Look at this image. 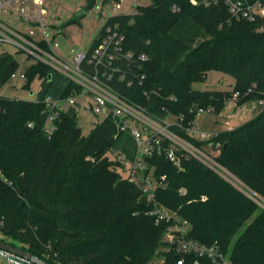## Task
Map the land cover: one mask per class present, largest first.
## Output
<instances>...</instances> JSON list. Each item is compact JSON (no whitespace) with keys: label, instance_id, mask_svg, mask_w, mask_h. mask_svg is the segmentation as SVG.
<instances>
[{"label":"trees","instance_id":"1","mask_svg":"<svg viewBox=\"0 0 264 264\" xmlns=\"http://www.w3.org/2000/svg\"><path fill=\"white\" fill-rule=\"evenodd\" d=\"M225 1L151 0L134 15L111 18L92 48L107 28L123 34V51L148 59L115 62L120 72L112 87L158 118H181L185 129L199 109L221 115L236 95L237 107L256 103L250 121L212 141L222 145L220 164L264 197V18H234ZM95 2L87 0V9ZM246 2L264 6V0ZM17 67L13 55L0 56V88ZM126 71L144 75L142 83L129 87V76L119 80ZM211 71L235 79L234 87L194 89ZM35 79L42 84L39 103L0 96V239L48 264H178L181 255L164 243L170 224L157 225L147 215L153 205L115 170L113 157L133 161L136 142L110 120L85 136L73 110L61 115L48 138L42 99L80 88L41 63L28 69L26 87ZM147 161L163 184L156 202L190 223V239L216 246L234 264H264L263 209L196 159L182 158L181 168L165 156ZM197 259L188 256L183 264Z\"/></svg>","mask_w":264,"mask_h":264},{"label":"built area","instance_id":"2","mask_svg":"<svg viewBox=\"0 0 264 264\" xmlns=\"http://www.w3.org/2000/svg\"><path fill=\"white\" fill-rule=\"evenodd\" d=\"M49 2L50 0H0V16L11 17L22 27L18 30L0 20V46H14L19 53V58H16L18 67L8 83L15 88L19 85L25 86L28 69L41 63L49 67L54 74L78 86L80 91L74 88L69 96L59 95L54 98L47 95L42 99L44 110L41 115L47 137L51 138L57 132L59 118L71 110L77 114L82 109L86 114L93 115L97 118L95 126L102 121H112L120 132L128 134L136 142L133 161H128L121 155L113 157L115 170L129 183L135 184L140 189L141 198L153 205L147 215L154 218L157 225L166 222L170 224L164 236V243L176 248V252L181 255L177 263L183 264L186 257L195 255L198 258L195 264H203L199 260L203 257L209 258L214 264H234L224 259L216 246L205 247L190 239V223L156 202L157 191L163 188V184L156 179L154 168L148 167L147 160L152 156H165L181 168L182 158L196 159L204 168L213 171L263 210L264 197L220 164L218 158L222 145L212 141L217 133L203 131L194 124L192 128L185 129L181 118L173 116V119L172 115L158 118L114 90L112 83L116 73L120 72V68L114 66L115 62H126L130 66L137 61L146 62L148 59L147 56L137 58L131 51L124 52L122 44L125 36L117 29L107 28L100 45L96 48L90 47L85 54L80 52L70 61L62 57L57 51L56 34L52 40L48 35L46 23ZM124 2L125 0H119L118 5H114L115 16L128 15L129 7L123 6ZM135 2L136 0L133 1L132 8L136 10L138 5L134 7ZM192 3L218 4L217 0H192ZM225 3L234 18L247 19L250 22L258 16L264 18V6L259 2L249 4L246 0H226ZM136 12L137 10L133 15ZM128 76L129 87L136 82L142 83L145 77L138 72L130 74L126 71L118 78L125 81ZM39 95L40 92L34 102H40ZM236 99L237 95L234 100ZM205 113L206 110L199 109L197 117ZM28 126L33 128L35 124L30 122ZM181 130L186 136L179 132ZM169 249L170 247H166L163 251ZM0 255L6 260L3 264H34L1 249Z\"/></svg>","mask_w":264,"mask_h":264},{"label":"rangeland","instance_id":"3","mask_svg":"<svg viewBox=\"0 0 264 264\" xmlns=\"http://www.w3.org/2000/svg\"><path fill=\"white\" fill-rule=\"evenodd\" d=\"M133 1L134 0H125L123 3V6L129 7L128 15L133 14V12L136 11L132 8V4H134ZM150 2L151 0H136L134 7L136 5H149ZM114 5H118V3L104 4V0H96L92 8L87 9V0H50L47 6L49 14L47 16L46 24L48 25V35L51 40L54 34H56L58 53L68 61L72 60V58L80 52L85 54L99 38L100 31L107 25L108 21L115 16L113 9ZM80 10L85 11L84 17L79 22H74L64 28V24H66V22ZM0 20L7 25H11V27L15 29H22L21 24L15 22L11 17L4 18L3 16H0ZM61 28H63L62 32H60ZM9 54L13 55L15 61L16 58H19V53H17V49L14 46H0V56ZM21 66L24 67L23 65ZM207 75L206 83L195 84L193 88L196 90L209 89L211 91L229 88L227 82H221L220 78L224 76L223 73L221 74L216 71H211ZM229 78L232 79L231 77ZM226 84L227 86H225ZM5 85L6 86L3 88H0V96L24 101H33L36 99L42 86L38 79H35L30 84V89L25 87L26 85H19L16 88L9 83ZM232 102H235V100ZM232 102H229L228 104L230 105L227 104L228 106L225 107V116L220 117L222 114L220 116L216 115L208 108L205 114L196 117L194 124L203 131L208 132V130H213L216 133H221L227 131L228 128L232 130L237 129L239 126L250 121L251 118L254 117L256 111L252 108L257 107L256 103L244 104L239 106L238 109H235ZM77 114H79L78 125L80 129H82L83 134L87 136L95 126L94 124L96 123L97 118L91 114H86L82 109ZM172 118L174 119L173 116ZM216 119H219L218 125H214L213 123ZM5 262L6 260L0 255V263L3 264Z\"/></svg>","mask_w":264,"mask_h":264},{"label":"water","instance_id":"4","mask_svg":"<svg viewBox=\"0 0 264 264\" xmlns=\"http://www.w3.org/2000/svg\"><path fill=\"white\" fill-rule=\"evenodd\" d=\"M85 15V11L84 10H80L79 12H77L76 14H74L67 22L66 24H64V28L69 26V24H72L74 22H79ZM101 16V15H100ZM63 28L60 29V32H62ZM0 249L4 250L6 252H10L12 254H16L18 256H21L23 258H25L28 261L33 262L34 264H48L46 261L41 260L39 257L34 256V254H32L31 252L28 253L26 251H24L23 249H21L20 247L17 246H13L11 244H8L6 242H4L3 240L0 239Z\"/></svg>","mask_w":264,"mask_h":264},{"label":"crops","instance_id":"5","mask_svg":"<svg viewBox=\"0 0 264 264\" xmlns=\"http://www.w3.org/2000/svg\"><path fill=\"white\" fill-rule=\"evenodd\" d=\"M208 74H209V73H208ZM207 76H208V75H207ZM220 79H221V82H223V83L227 82V84H229V86H228L229 88H228V89H227V88H224V89H222V90H218V91L231 90V89L234 87V85H235V79H233V78H232L233 80L230 79L228 75H225V74H224V76H222ZM205 83H206V82H205ZM227 84H226L225 86H227ZM222 86H223V84H222ZM207 90H209V89H202L201 91H207ZM210 91H211V90H210ZM212 91H214V90H212ZM232 103L234 104L233 106H235V109H238L239 106L237 107L236 102H232ZM228 105H230V104H228ZM228 105H227V106H228ZM252 109L254 110L255 107H253ZM252 112H253V111H252ZM224 113H225V111L222 113L221 116H220V115H219V116H220V117L225 116ZM252 118H253V117H252ZM252 118H251V119H252ZM213 123H214V125H218V124H219V119H216ZM194 125H195V124H194ZM195 126H196V125H195ZM228 130H232V129L228 128ZM208 131L213 132V133H216V132H214L213 130H208Z\"/></svg>","mask_w":264,"mask_h":264}]
</instances>
